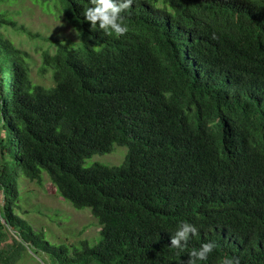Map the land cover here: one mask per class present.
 I'll return each instance as SVG.
<instances>
[{"label": "trees", "instance_id": "trees-1", "mask_svg": "<svg viewBox=\"0 0 264 264\" xmlns=\"http://www.w3.org/2000/svg\"><path fill=\"white\" fill-rule=\"evenodd\" d=\"M68 23L34 60L29 34L0 0V264L24 253L50 264H264V0H135L117 38L92 31L89 0H30ZM128 148L124 163L85 167ZM45 176L102 239L56 244L21 214L24 184ZM28 193H26L27 195ZM181 222L198 232L169 248ZM11 232L15 238H11ZM80 246L83 249H80Z\"/></svg>", "mask_w": 264, "mask_h": 264}, {"label": "rangeland", "instance_id": "rangeland-1", "mask_svg": "<svg viewBox=\"0 0 264 264\" xmlns=\"http://www.w3.org/2000/svg\"><path fill=\"white\" fill-rule=\"evenodd\" d=\"M20 14L16 17L19 25L33 35L40 38H33L29 34L11 33L10 37L23 50L28 51L33 60V78L36 83L50 85L51 74L41 72L42 58L41 50L50 48V39L67 40L76 43L77 37L72 27L63 19H58L43 8L34 5L30 0H19L11 8ZM128 154V148L115 146L111 154L94 156L87 160L85 167H92L94 164H101L108 167L120 166L124 163ZM45 183L39 186L32 182L24 184V201L22 203L24 212L21 216L29 222L36 231L47 232V239L56 244H69L79 246L83 241H89L90 247H94L101 239L100 227L92 215L90 209L83 211L75 210L69 203L58 195L54 185L45 176ZM26 193H28L26 195ZM4 205L0 193V207ZM11 238L15 233L11 232ZM11 239L7 244H13ZM7 244L0 247L5 249ZM80 249H83L80 246ZM48 257L35 255L28 251L18 264H50Z\"/></svg>", "mask_w": 264, "mask_h": 264}, {"label": "clouds", "instance_id": "clouds-1", "mask_svg": "<svg viewBox=\"0 0 264 264\" xmlns=\"http://www.w3.org/2000/svg\"><path fill=\"white\" fill-rule=\"evenodd\" d=\"M135 0H89L90 6L86 7L82 13L84 21L90 22L92 31L99 30L104 35L119 38L128 31L124 24V16L130 10ZM198 229L195 225L187 222L178 224L174 233H171L169 248L183 251L187 246L190 237L195 236ZM212 242H205L199 249H193L188 255L190 259L186 264H198V261H205L209 253L214 249ZM185 264V262H184ZM223 264H233L232 259L225 258ZM236 264H239L237 261Z\"/></svg>", "mask_w": 264, "mask_h": 264}]
</instances>
